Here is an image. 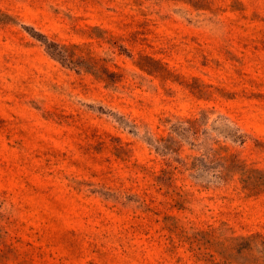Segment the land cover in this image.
<instances>
[{
    "label": "rangeland",
    "instance_id": "1",
    "mask_svg": "<svg viewBox=\"0 0 264 264\" xmlns=\"http://www.w3.org/2000/svg\"><path fill=\"white\" fill-rule=\"evenodd\" d=\"M0 264H264V0H0Z\"/></svg>",
    "mask_w": 264,
    "mask_h": 264
},
{
    "label": "trees",
    "instance_id": "2",
    "mask_svg": "<svg viewBox=\"0 0 264 264\" xmlns=\"http://www.w3.org/2000/svg\"><path fill=\"white\" fill-rule=\"evenodd\" d=\"M254 238H256V237H254V236H251V237H249V238H247V240H248V242H253V240H254Z\"/></svg>",
    "mask_w": 264,
    "mask_h": 264
}]
</instances>
